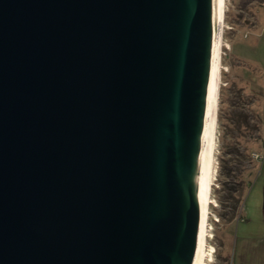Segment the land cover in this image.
Returning a JSON list of instances; mask_svg holds the SVG:
<instances>
[{
    "label": "water",
    "instance_id": "water-1",
    "mask_svg": "<svg viewBox=\"0 0 264 264\" xmlns=\"http://www.w3.org/2000/svg\"><path fill=\"white\" fill-rule=\"evenodd\" d=\"M217 1L0 0V264H195Z\"/></svg>",
    "mask_w": 264,
    "mask_h": 264
},
{
    "label": "rangeland",
    "instance_id": "rangeland-1",
    "mask_svg": "<svg viewBox=\"0 0 264 264\" xmlns=\"http://www.w3.org/2000/svg\"><path fill=\"white\" fill-rule=\"evenodd\" d=\"M222 31L206 264H264V0H225Z\"/></svg>",
    "mask_w": 264,
    "mask_h": 264
},
{
    "label": "bare ground",
    "instance_id": "bare-ground-1",
    "mask_svg": "<svg viewBox=\"0 0 264 264\" xmlns=\"http://www.w3.org/2000/svg\"><path fill=\"white\" fill-rule=\"evenodd\" d=\"M225 13V0L217 1V32H216V52L212 76V85L208 110L205 162L203 174L199 239L195 258V264H206V240H207V221L210 204L211 186L215 179V151H216V119L218 108L219 76L221 71L222 54V33L223 19Z\"/></svg>",
    "mask_w": 264,
    "mask_h": 264
},
{
    "label": "trees",
    "instance_id": "trees-1",
    "mask_svg": "<svg viewBox=\"0 0 264 264\" xmlns=\"http://www.w3.org/2000/svg\"><path fill=\"white\" fill-rule=\"evenodd\" d=\"M231 170V169H230ZM246 183H249V181H247ZM239 185V184H238ZM242 186L240 188L237 189V193L238 194H228V197L233 200L235 202V204H237L238 202H242V192L240 193V191H242Z\"/></svg>",
    "mask_w": 264,
    "mask_h": 264
},
{
    "label": "flooded vegetation",
    "instance_id": "flooded-vegetation-1",
    "mask_svg": "<svg viewBox=\"0 0 264 264\" xmlns=\"http://www.w3.org/2000/svg\"><path fill=\"white\" fill-rule=\"evenodd\" d=\"M242 219V216H240V217H238V218H236V220L235 221H239V220H241ZM264 220V219H263ZM253 236H252V233H249V236H248V238H249V250H250V246H251V243L253 242V240L254 239H258V237L257 238H252ZM247 238V239H248ZM261 239L264 241V232L261 234ZM249 264H252V257H251V255H249ZM261 264H263V263H261Z\"/></svg>",
    "mask_w": 264,
    "mask_h": 264
}]
</instances>
